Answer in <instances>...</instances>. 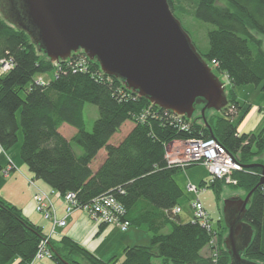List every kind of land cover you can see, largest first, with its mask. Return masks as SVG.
<instances>
[{"label":"trees","instance_id":"obj_1","mask_svg":"<svg viewBox=\"0 0 264 264\" xmlns=\"http://www.w3.org/2000/svg\"><path fill=\"white\" fill-rule=\"evenodd\" d=\"M226 1L224 5L218 0H168L180 21L193 16L213 25L208 50L196 47L215 73L227 75L228 104L221 111L209 109L213 113L206 115V122L201 114L177 116L152 103L122 78L104 73L99 62L82 50L53 62L37 35L9 22L0 12V60L13 61L12 69L0 74V145L7 151L21 132L20 158L37 180L61 195L76 192L83 205L111 194L126 207L124 219L151 236L149 244L124 247L122 260L116 255L104 260L70 236L48 238L41 226L0 195V264L16 259L17 264H31L46 238L55 264H157L155 258L161 259L160 264L238 263L226 244V227L219 223L210 232L198 221L183 222L180 213H173L185 201L184 189L175 178L183 168L169 163L166 156L167 145L175 140L215 137L243 166L233 172L237 187L248 194L260 181V166H244L264 163L255 160L264 152V126L257 132L239 131L249 107L244 109L236 89L254 84L264 90V49L258 36L264 35V0ZM47 73H54L47 81L36 77ZM86 102L99 109L92 131L85 128ZM232 105L235 114L228 111ZM127 121L133 128L119 143H111ZM65 123L76 128L70 139L60 132ZM72 141L82 147L81 153ZM102 148L107 156L93 170L90 164ZM192 165L196 164L187 167ZM223 183L203 179L199 186H211L220 193ZM241 222L240 262L264 264V183L251 195ZM214 236L216 255L214 247L204 255Z\"/></svg>","mask_w":264,"mask_h":264},{"label":"water","instance_id":"obj_2","mask_svg":"<svg viewBox=\"0 0 264 264\" xmlns=\"http://www.w3.org/2000/svg\"><path fill=\"white\" fill-rule=\"evenodd\" d=\"M13 20L38 36L53 62L83 50L104 73L122 78L130 89L159 107L192 118L197 104L221 111L227 104L224 82L197 50L168 0H8L2 5ZM260 181L244 199L223 197L230 234L226 244L238 261L242 214ZM258 264V263H253Z\"/></svg>","mask_w":264,"mask_h":264},{"label":"crops","instance_id":"obj_3","mask_svg":"<svg viewBox=\"0 0 264 264\" xmlns=\"http://www.w3.org/2000/svg\"><path fill=\"white\" fill-rule=\"evenodd\" d=\"M248 107L249 110L239 125L240 132H256L254 129L262 125L264 122V119H261V117H257L253 114L256 109L253 107L252 103H250ZM133 125H130L127 134L133 128ZM75 132L76 130L72 132L71 137L75 134ZM127 134L122 135L115 142H113V144L119 143ZM114 136L115 135H113V137ZM102 150V159H99V156H96L90 164L93 170H97L107 156L106 150L104 148H102ZM9 162H12L14 165L13 171L11 172L12 174L10 173L11 175L9 174L3 178L0 173V195L7 201L18 206L27 217L41 226L47 237L51 239H60L64 235L70 236L76 242L90 250L98 258L104 260H108L115 255L117 256V253H119V251L123 252L124 247L128 245L150 243L151 236L145 228L135 227L134 229H129L131 225L127 230H121L120 227L115 225H105L102 227L100 223L93 221L83 210H76L71 213V215L67 217L66 225L56 226L53 232V223L49 219H45L44 216L36 209V205L33 200L36 187L31 185L29 180L32 178L35 179L36 185L45 191H50L52 188L43 180H37L34 177V174L21 160L20 156L17 155V152L13 153L12 151H6L0 145V171L6 168ZM94 163L97 164L94 165ZM52 202L56 207L58 216H65L66 205L61 193L57 191L55 195H52ZM164 231L167 232L168 229L166 228ZM225 232L226 235L230 234V231ZM202 252L204 255H208L209 252H211V248L206 247ZM48 259L51 261H48ZM18 262L19 259H16L13 264H17ZM33 264L55 263L51 258L44 257L42 259H37L33 262Z\"/></svg>","mask_w":264,"mask_h":264},{"label":"rangeland","instance_id":"obj_4","mask_svg":"<svg viewBox=\"0 0 264 264\" xmlns=\"http://www.w3.org/2000/svg\"><path fill=\"white\" fill-rule=\"evenodd\" d=\"M7 1L8 0H0L1 15L6 20L15 21L14 18L10 16L9 12H6L4 10L5 8L2 6L3 4H5V2L7 3ZM218 3L224 4V5L228 4V2L226 0H218ZM181 23L184 26L185 30H187V32L190 34L192 40L194 41V44L199 48V50L202 52H206L209 48L208 31L213 28V25L210 23L204 22L202 20H199L193 16L181 17ZM258 36H260L262 41H263L262 47L264 49V35L258 34ZM53 75H54V73H47V74L37 75L36 77L38 79L43 78V80L47 81ZM216 75L221 79L222 82H224L226 92H227V86L229 85V80H228L227 75L223 74V73H219V72H217ZM236 90H237V94L239 95V99L243 104L244 109H246L247 106L250 103H252L253 107H255V109H256V110H254L255 112L253 114L256 115L257 117H261V119H264V90H262L260 86H256L254 84L239 86ZM202 107H203L202 104H197L194 115H199V114L202 115ZM211 113H213V111L206 110L205 111V117H206V115H209ZM83 114H84L86 130L92 131L93 125H94L95 121L97 120V118L99 117V109H98L97 105H95L91 102H86L84 105V108H83ZM262 116H263V118H262ZM130 125H133V123L131 121L125 122L121 126V128L117 132V134H115V136L113 138H111L112 140L110 142L113 143L118 138H120L122 135L127 134ZM263 125H264V122L262 123V125L256 127L254 130L256 132L259 131L261 128H263ZM74 130H76V128L67 124V123L63 124L60 127V132L69 139L71 138V134ZM22 139H23V135L20 132L19 133V141L14 146L9 148L7 151H9V152L12 151L13 153L17 152V155L20 156V146L22 143ZM72 144H73L75 151L78 154L82 152V147L77 142L72 141ZM184 145H185L184 142H180V141L175 140L171 143L169 148H170V151L173 152L174 149H178L179 147L183 148ZM102 155H103V150L100 149L96 156H99V159L100 158L102 159ZM258 159L264 161V152L262 155L255 158V160H258ZM96 164L97 163H94V165H96ZM193 164H196V165H192V166H189L187 168H184V169L180 170L179 172H177L175 175L177 182L184 189V193H185V201L182 205L183 211L180 214L181 220L183 222H187V221L191 220V218H190L192 216V214H191V203L193 200H195L198 197L201 200V202L204 204V206L206 207V209L209 213L212 225L217 228L219 226V223H220L223 225V227H226V231L229 232L228 224L224 219L225 214H224V209H223V204H224L223 197H230L231 195H239V197L241 199H244L247 195L246 191L243 188L236 186L237 180L233 176H232V179H233L232 183H228L227 181H224L220 193H217L215 188H213L211 186L210 187L199 186V183L201 182V180L205 179V180L211 181L212 176H211V173H210L207 166L200 164V163H193ZM12 171H13V169L10 171V173ZM0 173H1L2 178L6 176L3 172V170H1ZM234 180H236V183L234 182ZM29 181H30L31 185L36 187V191H37V188H39V186L36 185L35 179L32 178ZM188 182H191L192 184L198 186L201 189L198 193V196L195 193L189 191ZM52 195H55V194H52ZM52 195H51V200H52ZM33 200H34V195H33ZM34 203H35V201H34ZM54 208L56 209L55 205H54ZM65 210H66L65 216L59 217L57 212H56V218L57 219L65 218L67 220V217L71 214L68 215L67 209H65ZM76 210L85 211L83 208L74 209V211H76ZM85 212L92 219L90 213L87 211H85ZM45 219H49L53 223V230L52 231L54 232L55 227L58 225L55 223V221L53 219H50V218H45ZM93 221H95V220H93ZM60 226H63V225H60ZM134 228H135L134 226H130L129 229H134ZM167 229L169 231V229H170L169 226L167 227ZM117 256L119 257L120 260H122V258H123L122 251H119V253H117ZM46 258H48V257H46ZM37 259H42V258H37ZM37 259H35L34 262ZM48 261H51V260L48 259ZM13 263H14V261L9 263V264H13ZM155 263L160 264L161 259L155 258Z\"/></svg>","mask_w":264,"mask_h":264},{"label":"built area","instance_id":"obj_5","mask_svg":"<svg viewBox=\"0 0 264 264\" xmlns=\"http://www.w3.org/2000/svg\"><path fill=\"white\" fill-rule=\"evenodd\" d=\"M12 67V59L0 60V74L7 73L10 69H12ZM230 111L234 112L235 107L232 106ZM176 115L182 116L178 114ZM183 128H188V126L183 125ZM180 142L185 143L183 148L179 147L178 149H174L173 152L170 151L169 148L172 142L167 145L166 156L169 163L177 164L183 169L186 168L187 165L193 163L203 164L208 167L212 176V181L220 179L227 181L228 183H232L233 172L236 170H242L243 168V166L215 137L181 140ZM13 167V163L9 162L8 166L3 169L4 174L6 176L9 175ZM234 182L236 183V180H234ZM188 189L197 196L201 190L198 186L192 184L191 182H188ZM55 193H57V191L53 188L49 192L41 188H37V191L34 193V201L37 210L41 212L45 218L53 219L57 225L64 226L66 225L67 220L65 218H56V209L54 208L51 200V195ZM61 196L64 198L68 215L71 214L74 209L83 208L85 211L90 213L92 219L97 223L119 226L122 230H127L130 226V222L124 219L127 212L126 207L111 194L99 196L93 199L92 202L84 205L79 203L76 192L68 191ZM191 210L192 219L194 221L201 223L210 232L214 229L209 213L198 197L192 201ZM181 211V207H175L173 209V213H180ZM209 246L214 247L216 251L218 246L216 236L211 239ZM216 253L217 251L215 252V255ZM43 257H52V253L47 248V238L43 239L40 243L35 259ZM33 262H31V264H33Z\"/></svg>","mask_w":264,"mask_h":264}]
</instances>
